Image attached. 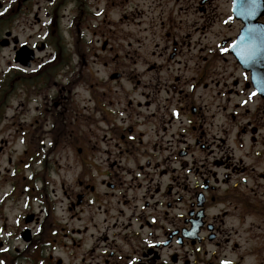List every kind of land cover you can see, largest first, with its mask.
Segmentation results:
<instances>
[{"label":"flooded vegetation","instance_id":"flooded-vegetation-1","mask_svg":"<svg viewBox=\"0 0 264 264\" xmlns=\"http://www.w3.org/2000/svg\"><path fill=\"white\" fill-rule=\"evenodd\" d=\"M3 49L0 264H264V0H0Z\"/></svg>","mask_w":264,"mask_h":264},{"label":"rangeland","instance_id":"rangeland-1","mask_svg":"<svg viewBox=\"0 0 264 264\" xmlns=\"http://www.w3.org/2000/svg\"><path fill=\"white\" fill-rule=\"evenodd\" d=\"M12 58V55H11V50L9 49H3V50H0V81L4 78L5 76V73L7 70V62L8 60H10ZM7 75V74H6ZM11 84H15L16 85V88L15 90H17L18 88V82H15L14 80H11ZM11 104L13 105H17L18 104V99L16 97H13L11 99ZM13 112V108H10L8 110V117L10 116L11 117V113ZM8 122V118L6 119V121H4L1 125V127L3 125H6ZM10 123H12V120H10ZM12 131V130H11ZM15 137V135L11 138V140H13V138Z\"/></svg>","mask_w":264,"mask_h":264},{"label":"snow or ice","instance_id":"snow-or-ice-1","mask_svg":"<svg viewBox=\"0 0 264 264\" xmlns=\"http://www.w3.org/2000/svg\"><path fill=\"white\" fill-rule=\"evenodd\" d=\"M5 11H7V9H5ZM225 264H228V262H225Z\"/></svg>","mask_w":264,"mask_h":264}]
</instances>
